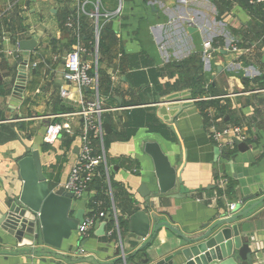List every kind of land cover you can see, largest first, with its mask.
<instances>
[{
	"label": "crops",
	"instance_id": "1",
	"mask_svg": "<svg viewBox=\"0 0 264 264\" xmlns=\"http://www.w3.org/2000/svg\"><path fill=\"white\" fill-rule=\"evenodd\" d=\"M15 1L0 0V202L6 191L19 192L20 182L9 189V173L14 163L26 155L24 148L32 144L38 146L47 181L56 182L53 188L65 183L77 158L79 142L75 140L71 150L65 151L60 138L49 150L42 151L45 126L67 119L71 135L79 136L82 118L61 115L78 113L81 103L92 97L85 89L81 92L64 80L69 37L62 19L73 13L74 0H30L9 9ZM99 1L100 9L111 15L99 18L100 30L108 25L113 34L111 58L100 65L103 87L109 85L111 89L99 96L105 110L102 127L108 125L107 132L103 128L104 157L117 185L116 216L125 219L126 209L138 210L144 205L141 186L156 189L153 163L144 152L147 142L160 146L181 173L183 187L190 191L189 196L177 199L152 198L154 207L150 214L159 221L170 222L183 235L199 232L264 198V34L256 36L264 25V11L259 7L248 9L243 0H122L119 15H114L118 0ZM93 12L94 7L87 5L86 14L81 16L94 36L95 23L89 16ZM32 38L37 46L26 53L22 100L15 108L17 116L9 120L7 108L12 104L10 96L19 74V66H13L24 56L18 50V42ZM209 41L221 42L222 47L206 59L202 48ZM191 57L186 72L181 63ZM82 59L94 67L97 76L98 52L93 47L87 49ZM199 63L206 93L191 98L190 79ZM61 90L67 91L68 96L61 98ZM222 96L224 99L216 101L226 107L223 122L245 126L248 139L242 150L234 143L232 148L225 149L227 154L221 150L216 155L217 146L208 137L206 115L203 117L188 97ZM175 97L182 100L172 105L183 107V111L169 125L176 111H169L171 104L160 102ZM220 178L226 179V186L233 185L229 195L225 191L222 196L218 194ZM91 196L92 192L75 201L72 215L74 210L83 209L85 217ZM243 199L247 201L242 203ZM231 203H238V207L230 213ZM240 221L249 223L253 239L264 244V202ZM101 223L104 222H97L83 238L73 232L70 239L62 242L56 257H80L86 262L111 264L119 256H115V251L120 250V255L130 257L126 264H141L144 253L150 262L155 261L169 255L180 243L177 235L162 227L144 251H139L145 240L129 238L128 222L112 238L105 227L103 234H97ZM152 225L147 239L153 233ZM9 241L11 238L0 230V260L10 254L6 250ZM50 255L34 256L33 264ZM8 262L26 263L23 256L9 257Z\"/></svg>",
	"mask_w": 264,
	"mask_h": 264
},
{
	"label": "water",
	"instance_id": "2",
	"mask_svg": "<svg viewBox=\"0 0 264 264\" xmlns=\"http://www.w3.org/2000/svg\"><path fill=\"white\" fill-rule=\"evenodd\" d=\"M35 1V0H31ZM190 31V29H189ZM37 46L36 39L21 40L18 42V50L24 54L20 57L13 68H19V74L13 86L7 111L11 114L8 119L12 120L17 116L15 111L22 100V93L26 80V61L28 56ZM226 51H221L225 53ZM87 91V89H85ZM182 99L180 97L163 99L160 103L171 104L169 111H176L169 125L183 111L181 106H173ZM188 100L191 98L188 97ZM103 128L107 132L108 125ZM239 150L246 147L245 144L234 140ZM25 156L14 163L9 173V189L20 182L21 188L16 194H9L8 191L0 202V230L11 238L6 250L9 255L3 256L0 264H9V257L23 256L26 263L33 264V257L40 254H51L44 259L37 260L36 264H104L99 262H86L83 258H58L56 252L60 249L64 240L70 239L73 232H77L84 220L83 209L73 211L72 194L64 189L62 185L51 188L43 173L40 152L36 144L25 147ZM224 148H214L216 155H219ZM77 151V149H76ZM144 152L150 157L153 163L156 189L148 190L145 185L141 186L140 197L143 204L138 210L126 211L128 222L129 238L144 242L139 251L145 249L155 238L160 228L177 235L180 243L167 256L151 261L144 253L145 258L141 264H263L264 244L261 240H254L249 230L251 225L240 221L242 217L251 212L257 205L264 202V198L240 213L225 216L203 230L183 235L174 228L170 222L159 221L152 216L150 211L154 203L150 200L155 197H166L177 199L189 196V192L182 185L181 173L170 163L168 157L162 152L156 142H147L144 145ZM89 190V189H88ZM247 200L243 199L242 203ZM151 224L153 233L147 239ZM105 223H101L97 234H103ZM53 250L48 252V250ZM55 252V253H54ZM119 255V256H118ZM117 259L111 264L121 261L126 264L129 256L120 255V250L115 251ZM24 264V263H14Z\"/></svg>",
	"mask_w": 264,
	"mask_h": 264
},
{
	"label": "built area",
	"instance_id": "3",
	"mask_svg": "<svg viewBox=\"0 0 264 264\" xmlns=\"http://www.w3.org/2000/svg\"><path fill=\"white\" fill-rule=\"evenodd\" d=\"M57 2L58 0H49ZM121 1L118 0V8L114 15H119L121 10ZM30 0H16L9 9L18 6L20 3H28ZM252 5L264 4V0H249ZM87 5L94 7V12L89 16L95 23L94 32V45L93 51L98 52V37L100 31L99 18H109V14H100V1L99 0H74L73 13L64 21L63 27L68 33L69 48L64 55V67L65 74L64 80L73 84L79 91L87 89L91 91L92 97L89 100L81 103V110L78 113L70 115H61L65 117L79 116L82 118V130L78 136L79 145L77 158L70 168L69 174L65 183L62 184L64 189L72 194L73 203L81 200L83 197L90 193V182L92 181L96 169L99 164H104L106 167V161L104 157L103 149V127H102V114L105 111L101 105V100L97 85L96 73L94 76L89 74L91 66L82 59L86 54L87 48L82 41L81 23L80 17L85 13ZM220 48H213L212 42H205L202 48V55L206 59H210L214 53H217ZM233 51H237L233 47ZM68 96L67 91L61 90L60 97L65 98ZM222 97H207L191 99L190 102L197 103L205 100H220ZM207 122V133L209 140L215 144L218 148H232L234 146V140L244 143L248 139V134L245 126L242 124H228L223 122L222 116H217L216 110L213 107H208L204 111ZM56 117V116H55ZM54 118V117H52ZM66 133L71 135L70 123L66 119L59 122H50L45 126L43 142L52 146ZM97 141L98 147L102 152L101 155H95L92 146V140ZM137 171V170H134ZM226 186V179L220 178L219 187L224 191ZM89 189V190H88ZM238 207V203H231L228 205V212H235ZM112 217L115 221L116 233L119 232L117 226V216L112 206ZM108 218L107 213L100 212L97 217H84L83 223L79 226L77 231L78 235L83 238L86 237L97 222H105L103 220ZM109 234V233H108Z\"/></svg>",
	"mask_w": 264,
	"mask_h": 264
},
{
	"label": "trees",
	"instance_id": "4",
	"mask_svg": "<svg viewBox=\"0 0 264 264\" xmlns=\"http://www.w3.org/2000/svg\"><path fill=\"white\" fill-rule=\"evenodd\" d=\"M243 2H245L246 7L249 9H254V8H261L262 11H264V4H258V5H252L249 3V0H243ZM89 8L91 9V7L89 6ZM100 13H104V9H100ZM86 16V15H85ZM101 18V17H100ZM66 19V17H64L62 19V22H64ZM100 21H102V19H100ZM6 22V21H4ZM87 21L84 20V18H82V16L80 17V23H81V32H82V39L83 42L85 43V46L88 50H90L93 45H94V36H93V30L92 28H90V30H88V23H86ZM83 30V31H82ZM264 34V25L261 26L260 28V33H257V37L260 38L262 35ZM111 38H113V34L111 33V29L109 28L108 25H103L100 33H99V39H98V60H97V65H98V69H97V84H98V91H99V95L101 93H107L110 91L111 87L108 85L106 87L104 86V82L101 78L102 74L100 71V65L102 63H104L105 61H108L111 56ZM212 47L213 48H220L222 47V43L221 42H212ZM193 59V57H191L190 59L186 60L185 62L181 63V66H183L187 72L186 69V65ZM188 67V66H187ZM203 67H202V63H199L197 66V69L195 70L194 76L192 77V79H190V84H189V88L192 90L190 97L194 98L197 96H201L204 95L206 92L202 89V76H203ZM89 74L91 76L95 75V71H94V67H91ZM108 84L105 83V85ZM103 89V90H102ZM210 91V89H209ZM212 94V96H215L214 92H210ZM86 94H91L90 90H87ZM195 106L198 108V110H200L201 114L203 115V117L205 116L204 114V110L207 109L208 107H213L215 108L216 112L219 113L220 116H224L227 115L226 113V107L225 105L220 104L219 101H203V102H197L195 103ZM103 116V115H102ZM101 120H103V117H101ZM238 124V123H236ZM78 135H68L66 133L62 134V142H61V148L64 149L65 151L71 150L72 144L75 140H78ZM105 144L106 141L105 139H103V148L105 149ZM92 146L94 149V153L95 155H101L102 152L100 151L97 141H95L94 139L92 140ZM52 146L43 143L42 144V151H47L51 148ZM107 163V162H106ZM108 163L106 164V167L104 166V164H99L95 175L92 179V181L90 182L89 188H90V192H92V196L88 199L87 202V213L85 215L88 217H97L98 214L100 212L103 213H107L108 214V218L103 220L105 221V231L106 233L110 235V237H115L116 236V229H115V221L112 217L113 211H112V206L115 208V193H114V188L117 186L111 179V176L108 172L107 169ZM55 183H49L50 187L53 188L55 186ZM232 188L233 185L230 183H228V185L225 187L224 191L227 195H229V193L232 192ZM218 194L220 196H222L223 191L219 190ZM128 210H133V209H126L125 212V219H120L119 216L117 217V226H118V230L119 232H122V230L124 228H126L127 226V218H126V211ZM144 251V250H142ZM116 264H122L121 261H118Z\"/></svg>",
	"mask_w": 264,
	"mask_h": 264
}]
</instances>
